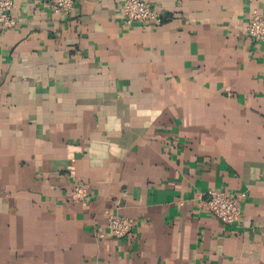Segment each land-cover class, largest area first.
<instances>
[{
    "label": "crops",
    "instance_id": "crops-1",
    "mask_svg": "<svg viewBox=\"0 0 264 264\" xmlns=\"http://www.w3.org/2000/svg\"><path fill=\"white\" fill-rule=\"evenodd\" d=\"M0 30V264H264V0H12ZM75 185L88 192L72 201ZM244 192L241 218L199 208ZM109 215L130 230L105 235Z\"/></svg>",
    "mask_w": 264,
    "mask_h": 264
},
{
    "label": "built area",
    "instance_id": "built-area-1",
    "mask_svg": "<svg viewBox=\"0 0 264 264\" xmlns=\"http://www.w3.org/2000/svg\"><path fill=\"white\" fill-rule=\"evenodd\" d=\"M53 13L66 15L74 7V0H47ZM12 0H0V30L13 28L17 19L13 14ZM119 15L123 26L140 24L145 27L162 23L165 13L158 9L152 0H121ZM245 34L256 41L264 43V14L252 11L244 26ZM246 197L244 192L228 193L220 189H208L198 195L199 208L214 216L224 224H233L241 218V203ZM72 201H84L88 192L81 185H75L70 194ZM107 232L97 230L95 235L103 238L105 235L120 237L130 230V221L125 217L109 215Z\"/></svg>",
    "mask_w": 264,
    "mask_h": 264
}]
</instances>
